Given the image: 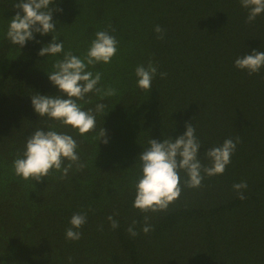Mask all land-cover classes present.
I'll return each instance as SVG.
<instances>
[{
  "label": "trees",
  "instance_id": "16d2710c",
  "mask_svg": "<svg viewBox=\"0 0 264 264\" xmlns=\"http://www.w3.org/2000/svg\"><path fill=\"white\" fill-rule=\"evenodd\" d=\"M15 3L0 0V264H264V68L249 75L234 67L237 57L264 51V14L246 23L240 0H58L56 31L36 33L20 48L6 38L20 11ZM97 31L114 36L118 51L110 64L89 70L101 72V86L117 94H89L84 110L106 107L96 131L81 136L40 118L31 95L59 92L47 73L63 53L38 55L52 35L65 52L83 57ZM149 60L158 71L145 91L135 68ZM186 122L196 128L204 164L208 148L238 136L231 163L199 188L183 187L181 172L180 197L166 211L143 213L133 207L139 154L150 138L183 135ZM50 127L73 136L86 167L74 166L63 179L53 171L41 182L16 176L13 161L29 135ZM101 127L107 144L99 142ZM241 181L248 185L244 200L233 189ZM75 213H86L87 222L81 239L69 241ZM110 215L118 228L110 227ZM133 221L135 237L127 232Z\"/></svg>",
  "mask_w": 264,
  "mask_h": 264
},
{
  "label": "clouds",
  "instance_id": "9594fccd",
  "mask_svg": "<svg viewBox=\"0 0 264 264\" xmlns=\"http://www.w3.org/2000/svg\"><path fill=\"white\" fill-rule=\"evenodd\" d=\"M58 0H19L13 5L19 9L10 19L6 38L11 44L23 48L27 41L35 39V34L41 36L52 34L56 31L57 22L53 20V12H62L63 9L55 5ZM242 8L248 12L246 23H253L258 16L264 14V0H240ZM22 13V14H21ZM154 31L159 39H163V29L157 25ZM52 35V40L44 45L39 56H57L63 53V59H58L52 65L53 70L48 79L57 87V95H41L39 92L31 95V104L40 118L47 117L58 121L63 127L70 126L83 136L97 129V115L103 114L106 105L95 104L94 108L84 110L83 105L92 103L89 94H95L103 100L105 97L115 96L117 89L112 86H101L103 74L99 71L93 73L89 67H95L99 63L110 64L118 51L117 39L108 31H97L95 39L83 57L74 55L71 50L64 51V43L57 42ZM234 67L247 71L249 75L258 74L264 68V51L253 50L245 53L234 61ZM157 66L149 60L147 64H140L135 68L137 87L148 91L157 76ZM164 78L166 73H159ZM67 99H64V96ZM186 131L176 138L168 136L162 142L150 138L149 147L139 154L141 175L135 184V198L133 207L143 213L166 211L170 204L174 203L181 195V176L185 174L183 187L199 188L205 176L222 175L226 166L231 163V157L240 142L237 136L234 139L224 140L222 145L208 148L204 153L208 164L202 163L199 149L202 144L196 135L193 123H185ZM99 142L108 143L103 127L98 132ZM78 142L64 132H58L55 128H37L26 140L25 150L13 161V169L16 176L24 180L41 182L53 171L60 173L63 179L75 166L81 171L86 164L81 162L77 154ZM65 161L68 163L65 164ZM246 181L233 184V189L238 198L246 197L243 190L247 189ZM148 217L145 216V221ZM110 227H119L118 221L113 216H108ZM87 222L86 213H75L70 218V227L65 230V238L69 241L81 239L80 229ZM136 221L132 222L127 232L135 237L139 235L134 230ZM143 233H149L151 225L145 222L141 229Z\"/></svg>",
  "mask_w": 264,
  "mask_h": 264
}]
</instances>
